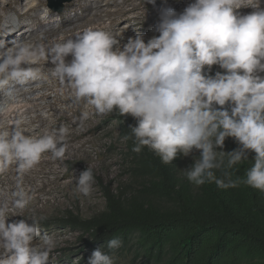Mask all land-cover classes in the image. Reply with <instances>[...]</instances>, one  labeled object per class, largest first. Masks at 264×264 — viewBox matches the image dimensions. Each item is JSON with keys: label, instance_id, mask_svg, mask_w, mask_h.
Instances as JSON below:
<instances>
[{"label": "clouds", "instance_id": "1", "mask_svg": "<svg viewBox=\"0 0 264 264\" xmlns=\"http://www.w3.org/2000/svg\"><path fill=\"white\" fill-rule=\"evenodd\" d=\"M261 0H193L182 12L161 7L154 31L145 42L137 32L121 45L109 31L86 27L73 36L48 42L51 25L39 26L40 41L16 42L7 47L0 40V117L13 106L33 98V90L51 81L58 93L69 94L74 104H84L95 115L116 113L136 120L126 140L132 151L145 148L165 165L193 150L200 155L181 170L199 187L215 183L219 189L240 183L264 194V8ZM0 0V30L15 23V15ZM156 5V0H144ZM251 7L241 15L237 10ZM46 15V12L36 13ZM71 57L70 61L67 60ZM53 68L44 72L40 62ZM216 65L223 70L211 75ZM47 118L46 111L40 112ZM83 111L81 121L89 118ZM30 117L17 109L12 128L0 131V175L15 167V189L0 191V264H52L56 247L52 235H41L44 217L20 215L32 196L23 178L45 154L63 160L68 129L60 126L38 136L25 134ZM239 147L223 151L226 138ZM221 149V150H217ZM254 152V161L243 179L232 170ZM226 157V159H225ZM221 175L218 177L217 172ZM75 191L87 197L95 184L91 167L73 177ZM15 215H10L9 210ZM11 216L24 219L8 222ZM30 221V223H29ZM39 238L40 243L36 244ZM122 246L119 238L107 242L109 252ZM88 264H113L103 249H96Z\"/></svg>", "mask_w": 264, "mask_h": 264}, {"label": "rangeland", "instance_id": "2", "mask_svg": "<svg viewBox=\"0 0 264 264\" xmlns=\"http://www.w3.org/2000/svg\"><path fill=\"white\" fill-rule=\"evenodd\" d=\"M33 1L7 0L6 8L15 15V22H24L22 29L35 34V37L27 39L26 42L19 30L11 34V26L0 30V40H3L7 47H11L16 42L32 43L33 39L38 38L42 41L39 33V26L42 25L37 23L38 20L43 25H51V31L44 34L46 39L51 37V41L63 39L65 36L70 37L81 31V26L82 29L93 27L107 30L120 39L121 45L126 43L129 37L134 38L137 32L141 33L147 42L151 37L159 35L154 31V27L158 22V11L161 7H170L180 13L193 2V0H156V5L153 6L144 4V0H74L65 4L64 12L58 13L49 6L51 0H36L34 3ZM260 7L264 8V0H261ZM237 11L241 15H246L253 9L246 7ZM38 12H46V15H37ZM20 13H29V17L25 20L19 19ZM32 27L35 28L34 31ZM7 35H9L8 39ZM68 59L70 61L71 57ZM39 66L44 72L54 67L50 62L43 61ZM217 71L223 72L219 66L214 65L210 74L214 75ZM58 88L57 82L51 81L41 89H34L32 99L17 105V109H21L19 111L23 112L22 114L27 109L32 111L26 114L31 118L24 129L27 135L38 136L44 131H51L60 126L68 129L65 137V158L62 161L54 160L50 154H45L39 165L24 176L23 185L30 192L32 201L20 215L44 217L40 225L41 235L47 233L56 240V247L51 253L52 264H88V258L92 254L89 252H92V249L85 244L90 236L87 232L69 224L88 221L104 212L107 189L116 190L118 187L132 184L129 176L131 171L127 166L130 163L127 142L122 137V122L124 118L133 117L130 115L120 117L116 113L95 115L86 105L74 104L67 91L60 95ZM61 97L63 98L60 99ZM51 105L55 106L53 112L49 109ZM13 108L15 111H10L11 116L5 115L4 118H0V128L3 125L7 126L6 123L8 126L13 125L14 119L17 118V109L15 106ZM41 111L48 113L47 118L41 117ZM83 111H89L90 115L87 120L81 121L80 115ZM133 121L136 122L134 118ZM199 155L200 152L194 149L188 157L179 156L181 170L190 167L194 163V157ZM88 166L93 170L95 184L91 194L85 197L75 191L73 177H79ZM16 175L13 166L6 175L0 177V191L5 195L15 189ZM3 198L0 196V200ZM9 214L16 213L10 209ZM22 216H11L8 222L24 219ZM34 243L39 244V238ZM111 258L113 264L141 263L140 260L133 261L130 253L116 254Z\"/></svg>", "mask_w": 264, "mask_h": 264}, {"label": "trees", "instance_id": "3", "mask_svg": "<svg viewBox=\"0 0 264 264\" xmlns=\"http://www.w3.org/2000/svg\"><path fill=\"white\" fill-rule=\"evenodd\" d=\"M135 124L124 118V139ZM126 142L132 184L107 189L104 212L69 224L88 233L85 245L92 252L130 253L140 264H264V194L243 183L226 190L215 183L197 187L185 178L179 157L165 165L147 148L137 154ZM238 147L229 137L222 150ZM246 155L233 179H243L251 167L255 153ZM112 238L122 246L109 252Z\"/></svg>", "mask_w": 264, "mask_h": 264}, {"label": "bare ground", "instance_id": "4", "mask_svg": "<svg viewBox=\"0 0 264 264\" xmlns=\"http://www.w3.org/2000/svg\"><path fill=\"white\" fill-rule=\"evenodd\" d=\"M36 0H34L33 1V3L35 2ZM173 1H175V0H173ZM179 2V1H178ZM177 2V3H178ZM181 2V1H180ZM174 3V2H173ZM178 5V4H177ZM108 13V12H107ZM19 19H22V20H25L27 17H29V13H20L19 15ZM97 17V16H96ZM94 18L95 17H93V20H94ZM99 18V17H98ZM37 19H35V21H36ZM34 21V22H35ZM91 22V21H90ZM24 23V22H23ZM23 23H21V22H19V23H13V24H11L10 26H11V30H12V33L11 34H14L17 30H19L20 32H21V37L23 38V39H25L26 40V42H27V39H29V38H33V37H35L34 35V32H32V33H28V32H26L24 29H22V27H23ZM36 23V22H35ZM38 24H41V25H43L42 24V22L40 21V20H38V22H37ZM79 27V26H78ZM33 28V27H32ZM37 28V27H36ZM80 28H81V30H82V27L80 26ZM34 29L35 28H33L32 30L34 31ZM38 29V28H37ZM79 29V28H78ZM77 29V30H78ZM84 29V28H83ZM60 30V29H59ZM74 30V29H73ZM80 30V29H79ZM51 31V30H50ZM72 32V31H71ZM77 32V31H76ZM47 33H49V32H47ZM66 33V32H65ZM10 34V35H11ZM15 35H17V34H15ZM66 35V34H65ZM69 35V34H68ZM70 35H72V34H70ZM73 36V35H72ZM7 37V39H8V37H9V35H7L6 36ZM64 37V36H63ZM66 37V36H65ZM64 37V38H65ZM68 37V36H67ZM39 39V38H38ZM38 39H33V41L32 42H36V41H39ZM46 39V38H45ZM48 42H55V41H51V37H48L47 39H46ZM31 41V40H30ZM29 42V41H28ZM40 42H42V41H40ZM69 58V57H68ZM67 58V60H69ZM63 97H61L60 99H62ZM60 99L58 100V101H60ZM67 100V99H66ZM25 106V105H24ZM23 106V107H24ZM57 106V105H56ZM16 107V109L18 108L17 106H15ZM21 107V106H20ZM55 106L54 105H51V106H49V109H51V112H53L54 110H55V108H54ZM35 108V107H34ZM47 108V107H46ZM20 111H21V109H19ZM28 110V109H27ZM26 110V112H24V114L26 115V114H30V113H32V111H30V110H28L27 111ZM12 111H15L14 110V108H13V110ZM17 111V110H16ZM12 113H15V112H12ZM23 113V112H22ZM10 114V112L6 115L7 117L8 116H11V115H9ZM15 116V115H14ZM31 116V115H30ZM36 116V115H35ZM1 118V117H0ZM4 118V117H3ZM2 118V119H3ZM10 118V117H9ZM16 118V117H15ZM35 118V117H34ZM6 119V118H5ZM7 120H8V118H7ZM15 120V119H14ZM33 121V120H32ZM8 122V121H7ZM6 123V122H5ZM4 123V124H5ZM2 124V123H1ZM7 124V126L6 125H3V127L2 128H0V131H8L10 128H12V126H8V123H6ZM1 127V126H0ZM28 132V131H27ZM40 165H42V164H40ZM10 174V173H9ZM14 174V173H13ZM4 175H6V173L5 174H3V175H0V177H3ZM10 178V177H9ZM7 181V180H6Z\"/></svg>", "mask_w": 264, "mask_h": 264}, {"label": "water", "instance_id": "5", "mask_svg": "<svg viewBox=\"0 0 264 264\" xmlns=\"http://www.w3.org/2000/svg\"><path fill=\"white\" fill-rule=\"evenodd\" d=\"M74 0H51L49 6L55 11V12H58V13H62L64 12L65 10V4L66 3H71L73 2Z\"/></svg>", "mask_w": 264, "mask_h": 264}]
</instances>
